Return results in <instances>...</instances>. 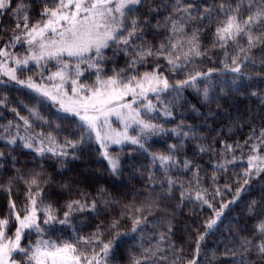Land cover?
Wrapping results in <instances>:
<instances>
[{
    "label": "snow or ice",
    "instance_id": "snow-or-ice-1",
    "mask_svg": "<svg viewBox=\"0 0 264 264\" xmlns=\"http://www.w3.org/2000/svg\"><path fill=\"white\" fill-rule=\"evenodd\" d=\"M153 4L155 0H0V84L15 88L28 101L0 95V108L13 114L0 124V142L8 149L0 150V192L7 196L0 211V264H113L122 246L126 264H200L204 242L225 210L243 199L253 181L264 179V119L242 143L220 139L223 130L207 142L206 136H198V126L183 119L171 128L164 126L176 120L177 108L188 104L183 95L188 89L205 105L214 96L242 92L264 108V0ZM121 57L123 67L114 66L108 74L106 65ZM205 61L211 65L206 70ZM86 75L94 79L85 82ZM188 111L204 115L194 104ZM211 115L215 113L210 110ZM153 137H174L177 142L153 152ZM189 140L198 141L192 158L185 151ZM86 146L98 153L109 177L116 178L126 170L125 157L114 154L113 146L121 151L130 147L128 159L135 161L139 155L147 163L140 161L139 168L132 163L128 169H137L141 178L146 171L147 182L127 201L101 185L95 194L81 191L59 203L52 199L57 194L47 191L54 176L45 175L42 164L18 168L19 160L12 155L20 148L35 158L47 156L66 170ZM203 155L215 161L210 165L211 191L203 186L206 177L195 163ZM245 163L235 173V191L231 182L221 189L217 173ZM5 173L10 174L5 178ZM58 187L71 191L67 183ZM21 189L23 203L13 198V191L19 197ZM177 190L176 208L191 202L211 213L203 231L199 226L192 230L190 256L173 239L175 209L170 212L169 207ZM227 193L232 195L225 202ZM246 208L256 221L251 235L239 230L230 235L224 255L232 264H264V194ZM79 216L102 219L80 235L72 223ZM57 225L70 227L72 238H45L46 230L55 231Z\"/></svg>",
    "mask_w": 264,
    "mask_h": 264
},
{
    "label": "trees",
    "instance_id": "trees-1",
    "mask_svg": "<svg viewBox=\"0 0 264 264\" xmlns=\"http://www.w3.org/2000/svg\"><path fill=\"white\" fill-rule=\"evenodd\" d=\"M164 2H167V0H155L153 7ZM39 7L40 5L37 4L36 10H38ZM166 14V12L162 13V15ZM7 22L8 17L5 16L3 18V23ZM154 22L155 21H153V23ZM4 39H7V37H4ZM149 39H151V35H149ZM207 43L208 41L206 39V46ZM18 51L22 52L23 50L18 49ZM107 55L111 56V51H109ZM256 55L259 56L260 53L257 51ZM123 63V57H121L117 63H109L106 65L108 74H111V69L114 66L116 68L123 67ZM210 66L211 65L205 61L203 65L204 69L206 70L207 67ZM34 70L35 68L32 69V71ZM87 76L88 75L85 76L84 81L90 82ZM89 78L93 79V76H89ZM176 78H183V76L181 75L180 77ZM256 83L257 82L255 81L253 82L254 87ZM260 88L264 89V84L260 85ZM252 90H254V88L248 89L249 92ZM3 94H7L13 101L19 98L24 99L26 103L28 102L27 98L22 93L17 92L15 88L11 86L5 87L0 84V95ZM183 95L187 99L188 104H186L184 108H177L176 120L172 123H166L164 126L166 128H171L176 123H179L181 119H183L186 124L198 126V136H206L207 142H210L214 137H217L221 130H223L224 135L219 136L220 139L227 137L229 143L236 140H239L242 143L243 140L248 136L251 127L253 125H259L261 120L264 119V108L261 107V101L254 97L250 98L242 92H229V94L224 98H217L214 96L212 102L208 105H205L191 89L186 90ZM193 104L196 105L200 112H202L204 115L197 116L196 113L189 112L188 108ZM12 106L15 105H10V107ZM210 110L215 113V115L209 116ZM181 112L184 113L183 116L180 115ZM21 114L26 113L22 112ZM0 115L3 116V119H0V124L6 123L7 120L13 118V114L4 108H0ZM205 117H207V119H205ZM229 128L232 129L231 132H229ZM61 135H63V133ZM175 142L177 141L174 137H155L150 141V151H165L167 144ZM197 142L198 141L194 140H189L187 142L185 151L189 158L193 157L194 145ZM0 150L8 152V149L4 148L2 142H0ZM131 150L132 149L130 147H125L122 151L121 149L113 151L114 153L120 152L121 155L125 157L124 166L126 170L119 178L109 177L107 170L104 167V163L98 158V153L91 151L87 146L81 151L80 159L76 161H69L66 164V170H60L58 168V162L47 156L43 159L35 158L33 154L27 150L20 148H17L16 151L12 153V155H15L19 160V164L16 165L18 168L31 169L33 166H39L42 164L45 175L52 174L54 176L55 183L49 186L47 191L56 193L57 195L53 196L52 199H58L59 203H63V201L70 196L75 198L76 193L81 191L92 192L95 194V189L101 185L105 186L114 196L127 201L131 199L133 190H141L144 184L147 182L146 171L144 173V177L141 178L137 173V169H128V165L132 163H136L137 168L140 166V161L147 163V161L144 160V157L139 155H137L135 161L128 159L127 154ZM237 156H239V153H237ZM183 158L184 157L182 155L181 159ZM213 162H215L214 158L210 157L209 155L199 156L195 159V163L201 165V177H206L203 186L209 188L210 191L212 187L211 176L213 174V169L210 165ZM8 166L10 167V160ZM245 166L246 163L236 167H229L226 174L223 171L217 173V184L220 186V188L223 189L225 182H231L233 183L234 192L236 187L234 183L235 173L241 172ZM37 170L40 169L37 167ZM9 174L10 173H5V178ZM176 174L179 175L178 173ZM190 176L191 173H188V175L184 177L185 181ZM65 183L70 185V192L62 191L58 187V184ZM262 187H264V179L253 181L251 189L243 194V199L239 203L234 204L230 206L229 209L225 210V215L222 217L221 222L218 223V226L207 236L204 242V246L201 249L200 264H232L231 259L224 255L225 246L229 244L228 237L230 235H234L237 230L240 231L241 235H251V229L256 221L251 219L247 214L246 204L250 200L258 199L262 194H264L261 191ZM125 193L126 195H124ZM231 195V193L225 194L223 200L227 202L231 199ZM178 196L179 190L176 191L173 200L170 202L171 206L169 207L170 212L175 209V236L173 239L176 242V247L180 248L183 246L185 255L190 256L194 250L195 239L194 235L192 234V230L199 226L200 230L203 231V221L207 219L211 213L206 208L201 211L198 205L194 206L191 202L186 203L182 208H176L175 205L179 203ZM13 198L18 199L19 203H23V190H20L19 197H17V193L14 190ZM46 202H48L47 198ZM219 202V198H217V203ZM6 203V194L0 192V211L5 208ZM115 211L118 213L119 209H116ZM41 219H43V217H41ZM100 219L102 218L92 220V218L88 216H79L78 219L72 223L75 225L77 233L80 235H86L93 230L95 224L100 222ZM81 221L88 222V226H82ZM229 229H231V231H229ZM245 229L247 230L245 231ZM45 238H50L52 240H57L58 238L71 239L72 229L70 227L61 229V226L57 225L55 231L46 230ZM28 239L29 238H25V244L28 242ZM30 239L34 240L35 235L33 234ZM128 243L131 244L133 242L129 241ZM190 243L192 244V247H189ZM229 246L231 247V245ZM213 252H215L216 256L215 260L212 259ZM121 255H123V259H121ZM116 256L117 259L113 262V264H126L127 251L123 246L118 250Z\"/></svg>",
    "mask_w": 264,
    "mask_h": 264
},
{
    "label": "rangeland",
    "instance_id": "rangeland-1",
    "mask_svg": "<svg viewBox=\"0 0 264 264\" xmlns=\"http://www.w3.org/2000/svg\"><path fill=\"white\" fill-rule=\"evenodd\" d=\"M49 67H50V69L52 70V71H54L55 70V67H54V65H49ZM34 71H36V69L34 70ZM45 74H47V73H45ZM88 77V80H91L90 78H89V76H87ZM93 79H94V76H93ZM153 138H155V137H153ZM152 138V139H153ZM120 148H118V147H116V146H113V149H112V151H115V150H119ZM114 153V152H113ZM115 154V153H114Z\"/></svg>",
    "mask_w": 264,
    "mask_h": 264
}]
</instances>
